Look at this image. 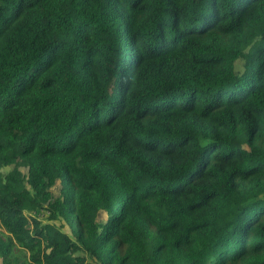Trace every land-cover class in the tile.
<instances>
[{"label":"trees","instance_id":"1","mask_svg":"<svg viewBox=\"0 0 264 264\" xmlns=\"http://www.w3.org/2000/svg\"><path fill=\"white\" fill-rule=\"evenodd\" d=\"M0 264H264V0H0Z\"/></svg>","mask_w":264,"mask_h":264},{"label":"rangeland","instance_id":"2","mask_svg":"<svg viewBox=\"0 0 264 264\" xmlns=\"http://www.w3.org/2000/svg\"><path fill=\"white\" fill-rule=\"evenodd\" d=\"M24 172H25V170H24ZM52 191H53L55 196H59L60 195V191H61L60 181H58L55 184V186L52 188ZM33 215L36 216V217H39V219H41L42 221H45L47 219V216H48L46 213H44L42 211H38V212L34 213ZM103 217L105 218L106 215L104 214Z\"/></svg>","mask_w":264,"mask_h":264}]
</instances>
